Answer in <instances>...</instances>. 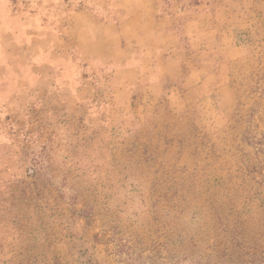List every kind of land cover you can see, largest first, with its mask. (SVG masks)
Wrapping results in <instances>:
<instances>
[{"label": "rangeland", "instance_id": "obj_1", "mask_svg": "<svg viewBox=\"0 0 264 264\" xmlns=\"http://www.w3.org/2000/svg\"><path fill=\"white\" fill-rule=\"evenodd\" d=\"M146 2L0 0V264H264V0Z\"/></svg>", "mask_w": 264, "mask_h": 264}, {"label": "crops", "instance_id": "obj_2", "mask_svg": "<svg viewBox=\"0 0 264 264\" xmlns=\"http://www.w3.org/2000/svg\"><path fill=\"white\" fill-rule=\"evenodd\" d=\"M140 1L142 2V4H147V2H149V1L146 2V0H136L137 3H140ZM113 28H114L113 24H108V25H105L101 29V31H106V30H108L110 32L112 31L108 37H105V34H103V36L101 38L103 40V43H107L109 41L111 42V40L115 37V35L113 34ZM110 38H112V39H110ZM113 42H114V45L118 44L116 39H113ZM130 69L131 68H124L125 71L130 70Z\"/></svg>", "mask_w": 264, "mask_h": 264}]
</instances>
